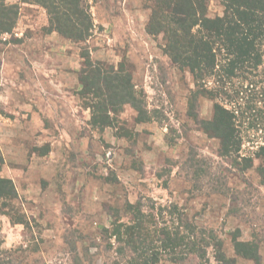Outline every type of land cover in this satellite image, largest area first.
<instances>
[{
	"label": "rangeland",
	"instance_id": "obj_1",
	"mask_svg": "<svg viewBox=\"0 0 264 264\" xmlns=\"http://www.w3.org/2000/svg\"><path fill=\"white\" fill-rule=\"evenodd\" d=\"M87 1L95 29L79 44L50 33L48 13L38 3L6 0L18 16L15 28L0 36L1 174L13 181L18 197L11 209L0 201V264H118L104 229L118 210L126 221L123 207L140 200L148 213L178 205L182 219L206 239L217 237L235 264H264L258 170L264 160L253 158L242 170L244 161L220 155L218 140L202 129L215 102L200 98L192 115L195 82L163 53V37L147 33L148 0ZM222 10L211 0V17ZM82 49L93 61L128 63L144 94L147 122L138 123L126 105L114 127H91L77 96ZM122 128L130 134L122 136ZM245 132L242 151L249 157L264 133ZM15 216L25 224L14 223ZM234 235L258 247L257 261L236 253ZM207 249L202 263L223 264L215 258L218 247ZM164 258L160 264H180Z\"/></svg>",
	"mask_w": 264,
	"mask_h": 264
},
{
	"label": "trees",
	"instance_id": "obj_2",
	"mask_svg": "<svg viewBox=\"0 0 264 264\" xmlns=\"http://www.w3.org/2000/svg\"><path fill=\"white\" fill-rule=\"evenodd\" d=\"M32 1L48 13L50 33L79 44L92 37L95 25L87 0ZM148 1L152 6L147 33L163 37V53L179 70L190 73L195 82L189 96L192 115L196 117L193 109L200 98L215 102L212 118L203 123L202 129L218 140L220 155L244 161L242 170L253 166V158L264 160V134L255 151L248 152L249 157L242 151L246 130L264 133V0H216L223 10L214 17L209 15L211 0ZM17 16V6L0 0V36L15 28ZM81 59L77 96L90 112L91 127H114L126 105L137 112L138 123L149 120L144 94L137 91L128 63L115 67L93 61L86 49H82ZM121 131L122 136L130 134L128 129ZM3 165L0 153V201L4 209H11L18 195L13 181L2 176ZM258 170L264 182V165ZM122 210L127 220L120 218L118 210L110 228L104 229L118 264H160L165 255L173 263L198 259L204 264L211 245L218 247L216 261L235 264L225 257L217 237L206 239L193 223L182 219L176 204L148 213L140 200ZM164 215L170 218L169 223L163 222ZM14 223L25 224L23 216H15ZM233 243L238 255L258 260L256 245L238 241L236 235Z\"/></svg>",
	"mask_w": 264,
	"mask_h": 264
}]
</instances>
